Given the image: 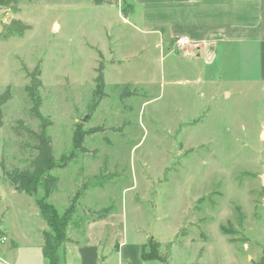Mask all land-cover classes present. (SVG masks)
Masks as SVG:
<instances>
[{"label":"rangeland","instance_id":"obj_1","mask_svg":"<svg viewBox=\"0 0 264 264\" xmlns=\"http://www.w3.org/2000/svg\"><path fill=\"white\" fill-rule=\"evenodd\" d=\"M19 10L0 7V32L12 20L31 27L23 37L0 40V91L12 93L0 128V165L8 172L0 167V218L6 212L18 233L22 218L29 220L26 230L38 227L33 209L42 187L37 196L16 191L12 176L31 170L34 153L19 147L13 127L23 121L39 130L25 92L39 67L41 113L53 123L48 136L57 164L74 152L76 132L100 130L86 137L88 153L76 152L66 168L50 173L58 183L49 203L60 216L69 209L71 217L123 210L129 233L159 242L167 264H259L264 91L224 84L207 94L182 59L166 57L158 40L125 22L126 9L117 5L21 0ZM179 69L185 76L175 74ZM224 89L233 92L230 99Z\"/></svg>","mask_w":264,"mask_h":264},{"label":"crops","instance_id":"obj_2","mask_svg":"<svg viewBox=\"0 0 264 264\" xmlns=\"http://www.w3.org/2000/svg\"><path fill=\"white\" fill-rule=\"evenodd\" d=\"M92 1L96 6L126 9L125 22H133L139 33L158 40L166 57L182 59L186 72L207 94L224 84L244 87L247 93L264 91V0ZM180 37L191 44L187 52L176 56L174 41ZM175 74L185 76L181 69ZM232 93L224 89L226 98ZM33 211L37 230H26L30 223L22 218L19 233L9 227L6 212L1 213L0 231L7 241L0 243V264H49L43 254L49 228L37 206ZM66 235L69 242L59 249L57 264L159 263L143 260L149 239L139 230L129 233L123 210H83L71 217Z\"/></svg>","mask_w":264,"mask_h":264},{"label":"trees","instance_id":"obj_3","mask_svg":"<svg viewBox=\"0 0 264 264\" xmlns=\"http://www.w3.org/2000/svg\"><path fill=\"white\" fill-rule=\"evenodd\" d=\"M32 3L37 0H27ZM21 0H0V7L6 9L13 14L19 13ZM0 32V40H8L12 37H23L25 33L31 30V27L20 20H12L9 24L2 25ZM103 68L99 70V76L96 80L97 86L94 92L96 99L102 100L104 95L105 82L103 77ZM40 68L30 74L31 83L26 87L27 93L32 108L30 111L31 118L40 123L38 131L31 129L25 122L18 121L13 127V134L18 139L19 147L22 150H30L34 154L31 158V170L21 171L12 176L14 187L17 191L27 195H35L42 187V195L36 199V206L40 211L41 216L45 220L49 230L44 234L43 254L49 264L58 263V251L67 242H69L66 231L71 219V210H67L62 216L59 215L55 206L49 203L50 196L58 183L56 177L50 175L54 169L66 168L71 160L76 157V152L88 153L85 147V139L88 136L99 132V129H91L90 131L80 130L74 134L73 145L74 152L68 156H62L60 164L54 156L53 143L48 136V129L53 126V123L45 118L41 113L42 99L40 90L43 87ZM11 88H6L0 91V128L3 126L4 107L11 101ZM98 106V101L94 102L93 107ZM5 176L8 172L4 163L0 165ZM75 201V200H74ZM1 202V198H0ZM0 218V224L2 222ZM0 234H2L0 232ZM148 252L145 249L142 254L144 261H159L167 264L168 258L161 256V244L149 241L147 244ZM259 264H264V257Z\"/></svg>","mask_w":264,"mask_h":264},{"label":"built area","instance_id":"obj_4","mask_svg":"<svg viewBox=\"0 0 264 264\" xmlns=\"http://www.w3.org/2000/svg\"><path fill=\"white\" fill-rule=\"evenodd\" d=\"M191 42L188 38L186 37H180V38H177L175 41H174V48L175 50L177 51H181L183 49H186L190 46ZM7 240L6 238H1L0 239V243H5Z\"/></svg>","mask_w":264,"mask_h":264},{"label":"water","instance_id":"obj_5","mask_svg":"<svg viewBox=\"0 0 264 264\" xmlns=\"http://www.w3.org/2000/svg\"><path fill=\"white\" fill-rule=\"evenodd\" d=\"M84 121H86V120H84Z\"/></svg>","mask_w":264,"mask_h":264}]
</instances>
